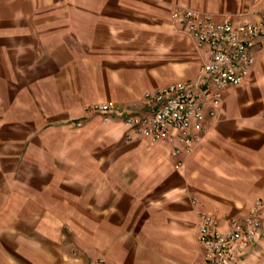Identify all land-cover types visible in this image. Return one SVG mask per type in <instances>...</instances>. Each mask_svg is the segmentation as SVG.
<instances>
[{
  "label": "crops",
  "instance_id": "obj_1",
  "mask_svg": "<svg viewBox=\"0 0 264 264\" xmlns=\"http://www.w3.org/2000/svg\"><path fill=\"white\" fill-rule=\"evenodd\" d=\"M176 6L236 23L264 0H0V264H191L202 212L233 228L257 200L264 264V45L191 152L124 124L209 59Z\"/></svg>",
  "mask_w": 264,
  "mask_h": 264
},
{
  "label": "built area",
  "instance_id": "obj_2",
  "mask_svg": "<svg viewBox=\"0 0 264 264\" xmlns=\"http://www.w3.org/2000/svg\"><path fill=\"white\" fill-rule=\"evenodd\" d=\"M171 20L185 25L197 47L208 50L209 59L194 77L147 90L143 97L148 112L126 114L124 124L152 143L174 142L173 154L180 155L191 152L203 140L205 122L218 114L220 89L240 85L250 75L256 62L254 49L264 45V10L255 20L235 23L231 17L217 20L210 12L176 6ZM257 36L262 40L257 42ZM86 110L100 113L108 121L119 106L106 101L94 103ZM180 165L181 162L177 164ZM260 207L261 201L257 200L242 224L233 228L224 227L213 212H202L198 241L204 256L191 264H250L247 255L261 236Z\"/></svg>",
  "mask_w": 264,
  "mask_h": 264
},
{
  "label": "rangeland",
  "instance_id": "obj_3",
  "mask_svg": "<svg viewBox=\"0 0 264 264\" xmlns=\"http://www.w3.org/2000/svg\"><path fill=\"white\" fill-rule=\"evenodd\" d=\"M172 22H173V21H172ZM173 23H174V22H173ZM195 48H196V50H200V49L197 47L196 42H195ZM99 261H102V262H103L102 259H99V260L96 261L94 264H96V263L99 262ZM78 263L83 264V263H81V262H79V261H77V262H75V263H73V264H78Z\"/></svg>",
  "mask_w": 264,
  "mask_h": 264
}]
</instances>
